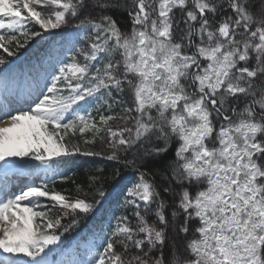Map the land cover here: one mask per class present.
I'll return each mask as SVG.
<instances>
[{
	"label": "snow or ice",
	"instance_id": "1",
	"mask_svg": "<svg viewBox=\"0 0 264 264\" xmlns=\"http://www.w3.org/2000/svg\"><path fill=\"white\" fill-rule=\"evenodd\" d=\"M69 26L28 88L10 89V58ZM0 51V264H57L63 233L100 211L102 176L91 197L9 188V176L67 180L58 169L77 156L133 179L120 215L62 264H264V0H0ZM193 220L183 254L166 255Z\"/></svg>",
	"mask_w": 264,
	"mask_h": 264
},
{
	"label": "trees",
	"instance_id": "2",
	"mask_svg": "<svg viewBox=\"0 0 264 264\" xmlns=\"http://www.w3.org/2000/svg\"><path fill=\"white\" fill-rule=\"evenodd\" d=\"M179 15L180 14L177 13L178 17ZM116 18L120 21H123L122 27L128 23V17L126 13H116ZM67 34H74V36L76 35L74 29L69 26L68 28L61 30H53L50 34L42 35L41 37L33 40L29 44V47L25 49L24 56H18L14 61V65L16 66L17 70H20L23 68V66H27L31 76H34L37 71L41 70V65H44L42 62L43 58H46L49 61L50 56H53L61 51V48L58 49V46L65 41H62V38ZM21 52L18 55H20ZM63 54L65 56L68 55L67 52H64ZM120 99L127 101L128 93L126 92L123 97H120ZM114 107L116 111H119V106ZM176 146V142L173 141L168 153L161 157V160H168L172 158ZM95 148L100 150L104 147L100 142H98ZM116 168H120V166L101 157L77 156L71 162L64 164L58 169V171L63 176L67 177V180L63 179L62 176L59 175L52 177L51 179L45 177L42 183L43 185L47 184L49 189H54L56 191L64 192L65 194L74 195L76 193L77 185H82L83 191L87 193L89 197H91L94 194V191H88V180L94 175L102 176L106 180L103 190L109 193L107 199L104 201L100 211L95 217H82L78 226L63 233L61 240L57 242L56 246H54V250L50 256V259L56 261L57 264H62V262L65 261L62 259V254L68 249L69 245H71L73 241L80 242L91 235L96 237L100 236L102 234L101 229L106 228L108 221L113 219V214L117 216L120 215L119 201L123 198L121 195V189L129 181V178L125 180H123V178L128 175H132L130 170L120 168L122 179L118 185L114 186L115 182L112 179V172ZM156 179L158 184L166 186L159 177ZM173 187L177 192L179 191V185L173 184ZM115 188L116 190L112 193V190ZM165 199L170 205L173 203V197L171 195H166ZM41 203L50 204L51 201L47 198H42ZM168 211L170 212L171 208H169ZM151 219H154V216L153 218L151 217ZM182 220L183 216L180 217L181 222ZM65 223H67V221H65ZM196 223L197 222L194 220L190 222V232L188 236H185L184 234H178L177 232L169 233V242L165 246L166 255H168L170 251L183 254L184 243L191 237V229L196 225ZM83 249L84 248H81L79 244L75 246L76 253L83 251Z\"/></svg>",
	"mask_w": 264,
	"mask_h": 264
},
{
	"label": "rangeland",
	"instance_id": "3",
	"mask_svg": "<svg viewBox=\"0 0 264 264\" xmlns=\"http://www.w3.org/2000/svg\"><path fill=\"white\" fill-rule=\"evenodd\" d=\"M72 37H74V34L72 35V34H67V35H65L63 38H62V41H66V40H68L69 38H72ZM32 42V41H31ZM30 42V43H31ZM62 44V43H61ZM60 44V45H61ZM60 45L58 46V49H60ZM29 47V45L27 46V48ZM26 48V49H27ZM23 52V53H22ZM22 52H21V54L20 55H17V56H14V57H12V58H10V63H9V66H11V65H13L14 64V61L17 59V57L18 56H21L22 55V57L24 56V53H25V49L24 50H22ZM0 54H3L2 53V51H0ZM3 55H6V54H3ZM56 55V54H55ZM55 55H53V56H55ZM43 63H44V65H47V63H48V61L46 60V58H43ZM8 66V67H9ZM24 77H25V79L27 80L28 79V77L26 76V74H24ZM31 79V78H30ZM31 82V81H30ZM9 88L10 89H12V90H15V89H17V88H19V89H21V90H26L25 88H24V83H23V81H20V80H18L16 77H15V81H14V83L12 84V85H10L9 84ZM5 95L6 94H0V99H4L5 98ZM9 99H11L10 97H8ZM99 142V141H98ZM97 142V143H98ZM103 145V144H102ZM103 147H105L104 145H103ZM104 149V148H103ZM103 149H100V150H103ZM96 150H98L99 151V149H97L96 148ZM31 164H33V165H38L39 163H36V161H31ZM41 173V172H40ZM39 173V174H40ZM38 174V175H39ZM38 175H35V176H38ZM129 176V175H128ZM126 176V177H124L123 178V180H125V179H127V178H129V180H131V179H133V177L132 176ZM8 180H9V188L11 189V190H15V189H18L19 187H23V185H24V183L27 181V179H23V178H19V177H17V178H14V176H9L8 177ZM29 183L30 184H33V186H40V185H43V183L41 182V180H36V179H31V180H29ZM0 186H2V181H0ZM116 190V188L115 189H113L112 190V193L114 192ZM154 207V206H153ZM153 218V217H152ZM150 219H151V217H150ZM94 237H96V236H93V235H91V236H89L88 238H86V239H84L83 241V243H82V246L83 247H87L90 243H92L93 242V240H94ZM76 245V244H75ZM69 253H70V255H69V259L68 260H71V259H74V258H76V253H74L71 249H69Z\"/></svg>",
	"mask_w": 264,
	"mask_h": 264
}]
</instances>
